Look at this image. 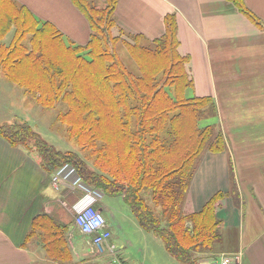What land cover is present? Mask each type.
I'll return each mask as SVG.
<instances>
[{
  "label": "crops",
  "instance_id": "obj_1",
  "mask_svg": "<svg viewBox=\"0 0 264 264\" xmlns=\"http://www.w3.org/2000/svg\"><path fill=\"white\" fill-rule=\"evenodd\" d=\"M94 1L104 7L108 0ZM240 1L249 15L233 0H118L112 31L150 46L164 38L167 17H175L178 51L189 59L186 66L193 80L186 96L215 100L217 116L203 122L220 128L226 142L224 151L202 155L185 210L200 211L215 194L227 193L217 209L220 240L213 252L202 254L204 260L230 253L240 255L236 264H264V0ZM6 6L19 8L20 15L39 24L41 35L44 29L51 30L79 47L91 41V23L73 0H7ZM117 44V49L123 46L129 53L122 41ZM25 63L33 66V57ZM47 110L0 70V126L28 123L58 150L80 152L58 148L33 127ZM64 134L66 141L77 144ZM56 171L47 170L31 147L14 146L0 135V264H110L109 257L95 252L91 238L75 226V214L89 205L105 214L111 242L125 264H149L157 257L172 263L163 254L167 251L163 240L141 226L124 196L103 192L95 198L83 184L55 185ZM122 201L133 217L124 213ZM125 228L140 238L129 234L123 251L116 234Z\"/></svg>",
  "mask_w": 264,
  "mask_h": 264
},
{
  "label": "trees",
  "instance_id": "obj_2",
  "mask_svg": "<svg viewBox=\"0 0 264 264\" xmlns=\"http://www.w3.org/2000/svg\"><path fill=\"white\" fill-rule=\"evenodd\" d=\"M233 1L250 14L242 1ZM73 2L92 26L86 47L45 29L41 35L36 22L0 0V70L41 106L57 109L80 152L58 150L28 123L4 124L0 135L14 146L33 141L50 172L72 164L89 187L124 196L141 226L159 236L174 258L204 264L202 254L220 240L217 209L227 193L215 194L200 211L186 212L185 203L202 155L224 151L226 142L215 124L203 125L217 116L215 100L186 96L193 80L189 59L178 51L176 19L167 17L163 39L142 46L114 36L118 0L104 7L94 0ZM119 41L138 72L120 58ZM30 57L33 66L25 63ZM32 72L33 78H24Z\"/></svg>",
  "mask_w": 264,
  "mask_h": 264
},
{
  "label": "built area",
  "instance_id": "obj_3",
  "mask_svg": "<svg viewBox=\"0 0 264 264\" xmlns=\"http://www.w3.org/2000/svg\"><path fill=\"white\" fill-rule=\"evenodd\" d=\"M63 182L72 185L83 184L95 198H100L103 194V192L86 185L77 170L72 168L70 164L58 169L53 177L55 185ZM74 223L81 233L91 238V244L95 252L102 256H108L110 264H125L120 258L116 246L111 242L112 233L102 210L94 205L86 206L75 214ZM239 261L240 255L221 253L210 255L204 260V264H236Z\"/></svg>",
  "mask_w": 264,
  "mask_h": 264
},
{
  "label": "rangeland",
  "instance_id": "obj_4",
  "mask_svg": "<svg viewBox=\"0 0 264 264\" xmlns=\"http://www.w3.org/2000/svg\"><path fill=\"white\" fill-rule=\"evenodd\" d=\"M37 28H40L39 24H37ZM47 31V29L45 30ZM52 33V31H48V36ZM125 41H128L126 39H124ZM29 42V41H28ZM123 44V41H122ZM121 44V45H122ZM118 45V44H116ZM124 45V44H123ZM125 46V45H124ZM117 52L120 55V58L122 59V61L124 62V64L133 72H138V68L136 66V64L134 63V61L132 60V58L130 57L129 53L126 51V49L123 46H120L118 49L116 48ZM31 101L33 100H29V103H32ZM29 114L32 116V112H29ZM9 117H11V114H8ZM57 116V109H48L47 111H45V113L42 114L41 118L39 119L38 122H36L35 124H32L33 127L43 136L45 137L48 141H50L51 143H53L54 145H56L58 148L60 149H77L79 148V146L77 144H75L73 141L67 140L64 138L63 135H65L64 133L67 132L66 130V126L64 124H62L61 122H59L56 119ZM204 124H206L205 122H203ZM14 124V123H13ZM15 124H18L15 122ZM63 128V129H62ZM28 147H31L33 150L37 151L35 148V144L32 141H28L27 145ZM70 166L72 168H74L75 166H72V164H70ZM75 169V168H74ZM77 170V169H76ZM78 171V170H77ZM120 200V199H118ZM121 202V201H120ZM122 204H124V213L126 215L132 216L130 208L128 207V205L122 201ZM117 216H119V213H116ZM123 218V220H126L123 215L120 216ZM124 227V225H123ZM131 227H129L130 229ZM129 234H131L132 236L135 237V239H139V233L136 231H128V228H125L124 231L119 230L117 231V242L118 245L120 246L121 250H125V247L127 245V237L130 236ZM152 234V233H151ZM153 236H155V234H152ZM157 238V237H154ZM159 240V244L162 247L163 250H165L164 248V244L162 242V240H160L159 238L156 239ZM119 248V247H118ZM165 256H168V258H170V260L172 261V263L170 264H182L179 261H176L173 257H171L167 251H164L163 253ZM149 264H168L165 263V261L163 260V258H156L153 261H150Z\"/></svg>",
  "mask_w": 264,
  "mask_h": 264
}]
</instances>
